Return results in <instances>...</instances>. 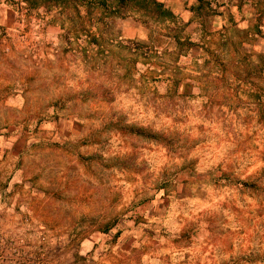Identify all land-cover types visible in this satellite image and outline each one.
<instances>
[{
	"label": "rangeland",
	"instance_id": "374dc122",
	"mask_svg": "<svg viewBox=\"0 0 264 264\" xmlns=\"http://www.w3.org/2000/svg\"><path fill=\"white\" fill-rule=\"evenodd\" d=\"M241 2L217 28L224 0L188 23L152 0H0V233L26 256L144 244L121 261L173 264L212 243L264 264V0ZM132 14L148 42L120 39Z\"/></svg>",
	"mask_w": 264,
	"mask_h": 264
},
{
	"label": "crops",
	"instance_id": "0c3cea01",
	"mask_svg": "<svg viewBox=\"0 0 264 264\" xmlns=\"http://www.w3.org/2000/svg\"><path fill=\"white\" fill-rule=\"evenodd\" d=\"M160 7L161 13L165 15V17L169 18H181L184 19L186 23L193 22L195 20L194 13H198V7L195 6V2L199 3L200 0H152ZM225 4H221L216 8V12L219 13L217 16L213 17V24L217 28L225 27V25H229V21H236L237 18H241L243 16V0H224ZM262 1V0H261ZM262 5V3L260 4ZM112 10L117 6L116 4L111 5ZM246 8V7H245ZM130 9V6L127 7ZM14 9L11 7L0 8V13L13 12ZM256 5L255 13L261 15L263 17L262 11H260ZM261 12L260 14H258ZM242 14V15H241ZM198 17V16H197ZM117 29L120 31V39L124 42L128 41H146L148 42V38L150 36V31L139 22L135 15L132 14V17L128 16L123 20L117 22ZM260 29L264 31V18L260 21ZM1 151V150H0ZM1 155V153H0ZM6 184L3 183V180L0 176V200L2 197L6 196L8 188L11 185H8L6 188ZM33 214L37 215V213L41 212V208L37 207V210H33ZM37 212V213H36ZM45 213H47L45 211ZM4 214H7L6 212ZM52 215V214H51ZM50 216V215H49ZM14 217V216H13ZM53 217V216H52ZM132 237V236H129ZM134 238V236H133ZM138 234L136 233L135 239L138 240ZM120 241V240H118ZM130 245H128L129 247ZM72 246L66 248V252H73L70 249ZM109 246L105 244H90L83 243L79 249L80 259L78 261H73L71 253L70 255L63 256H55L54 264H132V262L121 261V256L119 252L121 250L132 252L133 250L144 251L145 248H149V246L144 244H132L130 249H122L121 244L117 243L116 245L110 246L112 250L109 252ZM207 253L198 255L196 259L190 261H183L179 263L173 264H233L232 257L229 255L221 254L220 250L216 247L215 244L209 243L207 246ZM61 250V252H65ZM95 251V255L91 254ZM54 252V251H53ZM107 253V254H104ZM139 257V256H138ZM139 264H166L165 261L161 259L151 260L145 257L139 261ZM239 264V263H237Z\"/></svg>",
	"mask_w": 264,
	"mask_h": 264
},
{
	"label": "built area",
	"instance_id": "2783aa9c",
	"mask_svg": "<svg viewBox=\"0 0 264 264\" xmlns=\"http://www.w3.org/2000/svg\"><path fill=\"white\" fill-rule=\"evenodd\" d=\"M6 234L0 233V264H54L51 258L52 250L39 249L32 256L24 254V248L20 244H13ZM47 253V254H46ZM26 256V257H25Z\"/></svg>",
	"mask_w": 264,
	"mask_h": 264
},
{
	"label": "trees",
	"instance_id": "16d2710c",
	"mask_svg": "<svg viewBox=\"0 0 264 264\" xmlns=\"http://www.w3.org/2000/svg\"><path fill=\"white\" fill-rule=\"evenodd\" d=\"M155 6H156L157 8H159V9H160L159 5L155 4ZM199 11H200V10H198V12H199Z\"/></svg>",
	"mask_w": 264,
	"mask_h": 264
}]
</instances>
